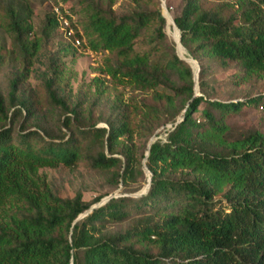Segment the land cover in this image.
I'll list each match as a JSON object with an SVG mask.
<instances>
[{
    "label": "trees",
    "instance_id": "16d2710c",
    "mask_svg": "<svg viewBox=\"0 0 264 264\" xmlns=\"http://www.w3.org/2000/svg\"><path fill=\"white\" fill-rule=\"evenodd\" d=\"M115 1L87 0L83 7L90 47L108 52L103 71L132 92L128 102L117 98L108 126L84 119L82 102L70 107L52 80L51 99L67 110L58 132L27 122L40 105L19 99L16 82L10 102L0 93V264H264V131L233 135L224 120L263 105L264 93L219 99L209 92L214 64L235 65L237 84L264 79V0H184L174 19L187 55L199 62L198 94L195 66L179 56L176 43L136 45L151 26L159 39L166 36L161 0H134L135 9L121 15ZM31 17L25 5L0 4V29L24 53L26 68L42 45ZM47 19L52 31L57 17L48 12ZM7 54L0 43V64ZM53 71L64 79L60 64ZM161 125L166 135L142 153L152 172L148 191L112 196L78 220L106 194L93 201L81 192L65 197L40 172L87 160L111 171L115 185L127 184L144 173L135 136L147 143Z\"/></svg>",
    "mask_w": 264,
    "mask_h": 264
},
{
    "label": "rangeland",
    "instance_id": "374dc122",
    "mask_svg": "<svg viewBox=\"0 0 264 264\" xmlns=\"http://www.w3.org/2000/svg\"><path fill=\"white\" fill-rule=\"evenodd\" d=\"M84 1L87 2V0H0V4L9 5L13 3L22 7L24 5L29 7L34 25L33 36L37 35L42 38V45L34 63L26 68L24 53L14 42L12 36L3 28L0 29V43L8 49L6 60L0 64V93L7 102H10L12 83L16 82V95L19 99L25 100L30 97L31 100L35 98L38 101L40 108L36 115L29 117L27 121L29 124L36 121L51 131L58 132L61 118L67 113L65 107L52 101L48 87L49 80H52V89L64 98L70 107L81 101V109L86 115H83L84 119L96 122L95 126H108L106 119L113 113L114 105L118 102L117 98L128 102L129 95L132 94L129 86L118 83L103 71L108 52L97 51L90 47L83 30ZM164 1L165 5H162L161 0V8L167 15V23L164 28L166 36L162 40L159 39L153 26H151L143 36L139 37L136 44L139 49H148L155 45L169 46L173 42L176 43L175 39L178 38L179 31L173 23V17L181 11L184 0ZM135 5L134 0H116L113 8L118 15H121L135 9ZM57 8L67 17L74 30L73 36L66 33V27L58 19L57 27L52 31L47 30V14L53 12L57 17ZM75 36L80 37L81 44L75 43ZM178 50L182 56H188L183 45L180 44ZM191 62L195 66V72H197V63ZM56 63L60 64L65 71L63 80L54 74L53 68ZM237 71L238 68L235 65L223 67L214 64L212 66L209 76V92L213 97L244 99L250 95L264 93V79L251 77L239 84L234 83ZM160 87L167 92H172L168 86L162 85ZM197 92H199V88ZM137 96L138 99L144 97L143 94ZM203 107H205V103L200 105L201 109ZM14 108L15 106H12L11 109ZM89 110L92 113H89ZM194 115L203 120L201 111L195 112ZM178 118L180 120L182 114ZM224 120L233 135L256 128L264 131V109L261 106L247 105L239 112L229 113ZM166 126H171L170 122ZM166 126L161 125L150 139L153 136L155 138L164 137ZM149 141L146 143L144 137L135 136L137 155L141 159L144 173L135 172V178L127 184L121 182L118 186L115 185L110 180L111 171L93 168L87 160L81 161L76 167H70L63 163L57 166H45L40 169V172L54 191L65 197L75 196L78 192H81L84 199L88 201H93L99 194H106L105 196L109 194L137 196L135 193H140L148 187L150 173L145 166L147 158L143 157L142 153L147 151ZM100 148L101 144L98 143L93 151L97 152ZM104 148L108 152L107 145ZM126 225L127 223L112 224L109 227L110 229H118Z\"/></svg>",
    "mask_w": 264,
    "mask_h": 264
},
{
    "label": "water",
    "instance_id": "95a60500",
    "mask_svg": "<svg viewBox=\"0 0 264 264\" xmlns=\"http://www.w3.org/2000/svg\"><path fill=\"white\" fill-rule=\"evenodd\" d=\"M162 5H165V1L164 0H162ZM166 9H168L167 7H166ZM164 15L166 16V18H167V15L165 14V12H164ZM173 23H174V25H175V27H177V29H178V31H179V33H178V38L177 39H175V41H176V47H177V52H178V54H179V56L180 57H182V58H184V59H186V60H188V61H195L196 63H197V72H195V82H196V91L198 90V83H199V70H200V66H199V62L195 59V58H193V57H190V56H182L180 53H179V50H178V48H179V45L181 44V45H183L182 44V42H181V31H180V28L178 27V25H177V23H176V21H175V19H174V17H173ZM184 47V46H183ZM196 94H198V92H196ZM183 118V117H182ZM181 120V119H180ZM179 121V120H178ZM156 138H155V136H153L151 139H150V141H149V147H148V150H147V152H146V155H148L149 154V152H150V146H151V143L155 140ZM145 166H146V169H147V171H149V177H148V187L144 190V191H142V192H140V193H135V195H141V194H144V193H146L147 191H148V189H149V187H150V184H151V180H152V172H151V170L148 168V165L147 164H145ZM112 196H117V195H114V194H109V195H107V196H105V197H103L99 202H97V203H95V204H93L89 209H87L85 212H83V213H81L77 218H76V220H78V219H80L81 217H83V216H85L88 212H90L94 207H97V206H99V205H101V204H103V203H105L107 200H109ZM73 264V263H72Z\"/></svg>",
    "mask_w": 264,
    "mask_h": 264
},
{
    "label": "built area",
    "instance_id": "2783aa9c",
    "mask_svg": "<svg viewBox=\"0 0 264 264\" xmlns=\"http://www.w3.org/2000/svg\"><path fill=\"white\" fill-rule=\"evenodd\" d=\"M57 10V19L66 27L65 30H66V33L69 34L70 36H73V33H74V30L73 28L70 26V23L67 19V17H65L59 10L58 8L56 9ZM74 41L76 44H81V39L80 37H77L75 36L74 37ZM261 107L264 109V104L261 105Z\"/></svg>",
    "mask_w": 264,
    "mask_h": 264
},
{
    "label": "bare ground",
    "instance_id": "6f19581e",
    "mask_svg": "<svg viewBox=\"0 0 264 264\" xmlns=\"http://www.w3.org/2000/svg\"><path fill=\"white\" fill-rule=\"evenodd\" d=\"M177 28V27H176Z\"/></svg>",
    "mask_w": 264,
    "mask_h": 264
}]
</instances>
